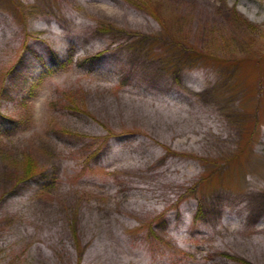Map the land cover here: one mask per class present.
I'll list each match as a JSON object with an SVG mask.
<instances>
[{
    "label": "rangeland",
    "instance_id": "obj_1",
    "mask_svg": "<svg viewBox=\"0 0 264 264\" xmlns=\"http://www.w3.org/2000/svg\"><path fill=\"white\" fill-rule=\"evenodd\" d=\"M142 1L0 0V264H264V85L187 51L264 67V0Z\"/></svg>",
    "mask_w": 264,
    "mask_h": 264
},
{
    "label": "trees",
    "instance_id": "obj_2",
    "mask_svg": "<svg viewBox=\"0 0 264 264\" xmlns=\"http://www.w3.org/2000/svg\"><path fill=\"white\" fill-rule=\"evenodd\" d=\"M142 2H143L142 8L148 11L155 19H157L162 24V28H161L162 32L167 33L170 31L171 28H173V23L175 25L178 24V20L176 18L174 19V16H173L174 13H172L173 12L172 9L161 8L160 4H157V6H154V3H152L150 0H144ZM157 8L159 12H156ZM164 20L165 21L167 20L169 24L168 23L166 24ZM168 37L170 40L169 46L171 47V51H173L179 45L178 35H173V36L168 35ZM187 51L189 53L188 56L192 58L194 61H200L201 59L208 60L209 63H211V65H214L215 67H218L221 70L226 71V72L235 73L239 69L241 73L240 74L239 72L236 73L233 76L231 83L228 85H230V88L232 89V91L244 92L246 95V99H248L251 96L252 92L255 90L257 85H260L261 82L264 85V69H263L264 67L261 65L260 57L252 59V62H251L249 58H247V56H244V57L240 56V57H235V58H231L229 56L228 57L220 56V57L212 58V57H209L210 56L209 54H206V53L203 54L199 48L197 49L193 46L191 50H187ZM49 53H50V61L57 62V59L55 58V56L51 52ZM260 54L262 56L264 55V48L260 52ZM179 60H180V57L175 58L176 62H178ZM249 64L251 65V67L255 68L256 71L254 74L253 73L249 74L251 71H248L247 72L248 74H246V71H247L246 67ZM240 67H244V70L241 71ZM244 77L246 79H244ZM24 173L25 174L22 180L33 179L39 174V172H37V170L35 169L34 162H32L29 158H27L25 161Z\"/></svg>",
    "mask_w": 264,
    "mask_h": 264
}]
</instances>
